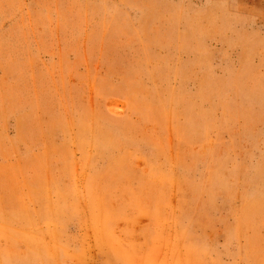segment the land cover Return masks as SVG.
Wrapping results in <instances>:
<instances>
[{
	"label": "rangeland",
	"instance_id": "374dc122",
	"mask_svg": "<svg viewBox=\"0 0 264 264\" xmlns=\"http://www.w3.org/2000/svg\"><path fill=\"white\" fill-rule=\"evenodd\" d=\"M0 264H264V0H0Z\"/></svg>",
	"mask_w": 264,
	"mask_h": 264
}]
</instances>
